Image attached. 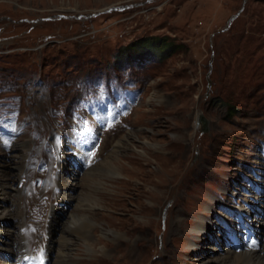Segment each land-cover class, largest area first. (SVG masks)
<instances>
[{
	"label": "rangeland",
	"instance_id": "1",
	"mask_svg": "<svg viewBox=\"0 0 264 264\" xmlns=\"http://www.w3.org/2000/svg\"><path fill=\"white\" fill-rule=\"evenodd\" d=\"M157 37L176 49L117 60V48ZM119 79L91 120L86 103ZM0 100V174L17 192L6 202L16 213L0 218L12 254L14 243L44 248L29 215L50 195L37 165L51 174L62 153L59 179L78 176L51 224L50 264L70 214L91 220L79 216L68 264H197L223 254L221 237L252 239L244 218H264V0H0ZM21 177L40 202L22 200ZM217 199L247 213L237 209L240 233L216 220L228 218ZM200 218L211 233L192 230Z\"/></svg>",
	"mask_w": 264,
	"mask_h": 264
},
{
	"label": "bare ground",
	"instance_id": "2",
	"mask_svg": "<svg viewBox=\"0 0 264 264\" xmlns=\"http://www.w3.org/2000/svg\"><path fill=\"white\" fill-rule=\"evenodd\" d=\"M3 141L4 140L0 139V144L1 145L2 144L5 145V143H3ZM127 143H128V141H127ZM12 145H13V143L11 142V143H9L7 145V148H4V147L3 148L5 150H8ZM12 149H13V147L11 148V150ZM61 152L62 151L60 150V153ZM11 156H17V154L16 153L15 154L11 153L8 157H11ZM68 156L69 157H73V155L71 153L70 154L67 153V158H68ZM63 157H64V154L63 153L60 154L59 160L56 161L55 166H54L53 169L51 168V163H50L49 170L52 169V172H51L52 176H51V174H49L48 169H47L46 166L37 165V168H39L40 173H39V175H36L35 177L38 180L39 189H41V191H43V189L48 187V185L50 184L49 188L47 189V190H49L50 195H48V196L46 195V197L43 196L42 198L40 197L41 200H43L41 205L43 203H45L43 205H45L46 207L41 209V205L38 204V206H33L32 207L33 209H34V207H36V211L34 210L32 212H30L32 210L31 208L30 209H26L25 206L23 207L25 212H30L29 215L37 213L38 219H39V222H40V228H41L39 230L41 231V236H42L43 240H44V230L46 232V237L47 238L44 241V249H45L44 252L46 254V257L48 258L49 264H50L51 259H50V255H49L50 254V249H49V245L48 244H49L50 240L52 239L51 224L52 225L54 224L53 220L55 219V215L58 212V208H62V204L69 203L71 200L74 199V197H73V187L72 186L77 184V176H78L77 172L74 173L73 177L70 180L62 181V180L59 179L60 176H61V173H62L61 162H62V158ZM100 160H102V158ZM5 161H6V159H5ZM91 166H89L86 170H88ZM72 167L73 166H70V168H72ZM126 167L125 166L123 167L125 169L124 171L122 169L124 177L127 176L126 170L129 169L128 167L126 169ZM130 167L131 168H135V167H133V164H130ZM162 167H165V165L162 164L161 168ZM94 168H96V167H94ZM34 170L35 169H30L27 172V176L28 177L29 176H33L34 173H32V172ZM163 170H165V168H163ZM0 171H1V169H0ZM2 173L0 174V218L3 217L2 219H4L6 217L12 216L11 209H13L14 214L16 213V206L13 204V207H11V209H10V207L8 206V204H6V202L9 201L11 197H15V194L17 192H15L16 190L11 192L10 184L8 182H5L4 181L5 179L4 180L1 179L2 177H4L2 175ZM88 173H90V171ZM116 174L118 176L120 175L119 177H121V174H122L121 170L118 169ZM43 178H45V179L43 180ZM21 179L23 181L25 180L24 192L22 193V200L24 202L25 201L28 202V197L27 196H29V198L35 196V197H38V202H40V200H39V196H40L39 190H36L35 187H33L32 185H29V189H28L27 185H26L25 177H21ZM58 179H59V181H58ZM92 180H95V178L93 176H92ZM121 180L122 179L117 180V183H120ZM112 184H113V187H114L115 184H114L113 180H112ZM122 184H123V182H121L120 185H122ZM53 187H55V190L52 191ZM117 189H118V187L114 189V191H115L114 193H111L109 195L110 199L113 200L114 198H116L119 195V193H118L117 196L115 195ZM237 193L239 194V192H237ZM49 196H50L51 199H49ZM212 196H213V194H209L210 198ZM253 196L254 195H252L251 197H253ZM251 199L253 200L254 198H251ZM255 202H253V203H255ZM10 204L12 205V203H10ZM79 206L80 205L76 203V208H78ZM256 206H253V207L256 208ZM258 206H259V204H258ZM239 207H240V205L237 207V209ZM244 213H246V212L244 211ZM79 216L81 218L85 219V220H88V221L91 220L88 217L87 218H86V216L83 217L84 215L78 214V213L76 215H74V214H70L69 215V219L66 221V223L60 229V243L61 244L59 245V248H58L57 253H56L57 259L55 260V263L53 262L52 264H68L69 261H68V257H67L68 256L67 252L70 249H72L73 246L75 245L74 239L80 238V234H78V233H79V231H81V229L79 227H77V225L79 223L78 222L79 221ZM24 217H25L26 220L29 219L25 215H24ZM209 217H210V215H209ZM211 220H212V222L214 221L213 219H211ZM256 220H258V223L256 222ZM14 221H15V219H14ZM16 222H17V219H16L15 223ZM214 222L217 224V228H218V223L216 221H214ZM1 224H2V222L0 221V251H1V253H0V257H1L0 264H11V262H12V264H14L15 260H17V259H21L22 257L23 258H29V254L30 255H32V254L27 252L26 247L25 246L24 247H19L18 250H15V246H16L15 243L12 245L13 248H14V254L11 253V251L13 250L12 247H11V243L8 241L9 239L8 240L5 239V235L8 233V231L10 232V228L9 227H5V226H3ZM246 224H247L248 230H250L251 225L253 227H255V228L258 227V230L257 229L255 230V234L260 233V237L264 238V218L260 217V218H254L252 220L251 219H246ZM260 225H262V226H260ZM209 227H211V225L208 222H206L205 218H200V220L197 221V223L193 226L192 230L196 231V232H198V231H201V232L205 231L206 232L207 231V233H211L212 231H210ZM260 227H262V228L260 229ZM22 230H23V228H22ZM113 234H117V233H113ZM24 235H25V233H24ZM24 235L22 237H24ZM216 236H218V235H216ZM219 237H220V234H219ZM87 240H89V239H87ZM216 243H217V247H218V245L227 247V248L223 249V254L219 255V256H217L216 258H213V259H206V260L202 261L201 263H197V264H264V242L262 240H261V242H260V244H259L257 249H252V248L247 247L243 240L238 241V245H240V246H239V248H237L236 251L237 252L239 251L240 253H237L234 249L231 248L230 245H225L224 243H226V242H225L224 237H221V239L218 240ZM216 243L213 242V244H215V245H216ZM87 245H88V241H87ZM87 245H86V247H87ZM242 245H244V247L241 248ZM38 251H39V248L34 251L35 254H37ZM40 264H45V261L44 262H40Z\"/></svg>",
	"mask_w": 264,
	"mask_h": 264
},
{
	"label": "trees",
	"instance_id": "3",
	"mask_svg": "<svg viewBox=\"0 0 264 264\" xmlns=\"http://www.w3.org/2000/svg\"><path fill=\"white\" fill-rule=\"evenodd\" d=\"M160 39L149 40L147 42V38L143 39V42H140L137 47H132L134 43H131L130 45L122 46L121 48H117V51L119 52V55L117 54L116 58L119 62H122L125 60V58L128 60L131 58H138L140 54H143V56H152L161 59L162 56H165L169 54L172 50H175L177 45H174V43L170 41L162 40L161 37H157ZM115 54V53H114Z\"/></svg>",
	"mask_w": 264,
	"mask_h": 264
},
{
	"label": "water",
	"instance_id": "4",
	"mask_svg": "<svg viewBox=\"0 0 264 264\" xmlns=\"http://www.w3.org/2000/svg\"><path fill=\"white\" fill-rule=\"evenodd\" d=\"M123 6H124V5H122V7H123ZM125 6H126V5H125ZM109 8H115V6H110V7L108 6V7L105 8V10H107V9H109Z\"/></svg>",
	"mask_w": 264,
	"mask_h": 264
}]
</instances>
